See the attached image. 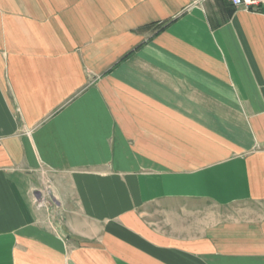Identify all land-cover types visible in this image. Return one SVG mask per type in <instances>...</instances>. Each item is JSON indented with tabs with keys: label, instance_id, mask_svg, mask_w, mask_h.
<instances>
[{
	"label": "crops",
	"instance_id": "crops-1",
	"mask_svg": "<svg viewBox=\"0 0 264 264\" xmlns=\"http://www.w3.org/2000/svg\"><path fill=\"white\" fill-rule=\"evenodd\" d=\"M0 264H264V9L0 0Z\"/></svg>",
	"mask_w": 264,
	"mask_h": 264
},
{
	"label": "rangeland",
	"instance_id": "rangeland-1",
	"mask_svg": "<svg viewBox=\"0 0 264 264\" xmlns=\"http://www.w3.org/2000/svg\"><path fill=\"white\" fill-rule=\"evenodd\" d=\"M200 209L204 212V214L200 217L202 218L200 220L204 221H206L207 218L209 220L210 218H214L213 216H215L216 219L228 217H235L237 219L238 217H244L251 210L250 206L245 204H236L228 207H214L212 204H204ZM203 227H205V225H203Z\"/></svg>",
	"mask_w": 264,
	"mask_h": 264
},
{
	"label": "built area",
	"instance_id": "built-area-1",
	"mask_svg": "<svg viewBox=\"0 0 264 264\" xmlns=\"http://www.w3.org/2000/svg\"><path fill=\"white\" fill-rule=\"evenodd\" d=\"M231 5L236 8H244L246 10L261 11L264 9V0H229Z\"/></svg>",
	"mask_w": 264,
	"mask_h": 264
}]
</instances>
